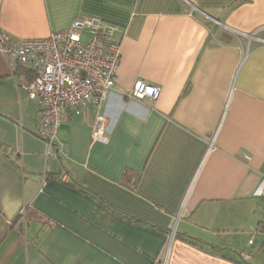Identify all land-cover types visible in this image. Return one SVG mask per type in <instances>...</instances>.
Instances as JSON below:
<instances>
[{"label": "crops", "instance_id": "obj_1", "mask_svg": "<svg viewBox=\"0 0 264 264\" xmlns=\"http://www.w3.org/2000/svg\"><path fill=\"white\" fill-rule=\"evenodd\" d=\"M89 16L118 26L108 130L63 115L51 167L140 222L38 178V105L0 57V264H264V0H0L17 39ZM27 204L51 224L10 228Z\"/></svg>", "mask_w": 264, "mask_h": 264}, {"label": "built area", "instance_id": "obj_2", "mask_svg": "<svg viewBox=\"0 0 264 264\" xmlns=\"http://www.w3.org/2000/svg\"><path fill=\"white\" fill-rule=\"evenodd\" d=\"M117 31L115 24L89 16L77 17L43 39H17L0 32V57L12 72L16 70L20 90L37 102L36 134L46 142V156L65 114L80 116L93 105L92 138L107 132L108 121L98 110L116 82ZM159 94L158 86L138 80L124 96L154 101Z\"/></svg>", "mask_w": 264, "mask_h": 264}, {"label": "trees", "instance_id": "obj_3", "mask_svg": "<svg viewBox=\"0 0 264 264\" xmlns=\"http://www.w3.org/2000/svg\"><path fill=\"white\" fill-rule=\"evenodd\" d=\"M38 138L42 139L41 137L37 136ZM58 147L56 143H54L53 148L51 149V155L55 156L58 153ZM125 175H127V172H125ZM67 177V178H66ZM43 181L44 183H50V182H57L60 183L70 189L76 190L80 192L81 194L85 195L91 200H94L98 205L103 207L104 209L110 211L112 214L124 219L125 221L131 223H138L140 222L138 218H135L133 216L128 215L127 213L119 210L118 208H115L113 205L108 203L106 200H104L101 197H98L96 193L88 189L86 186H83L79 183L76 182L71 176H69V173L67 172L66 169L62 167H50L49 168H44L43 171ZM137 182V180L135 181ZM135 182L133 183V187L135 185ZM37 221L40 223H49V219L46 218L45 216L39 214L38 212H34L32 209H30L29 205L27 204L24 208V211L22 214H19L17 218L11 223L10 228L14 227L19 231H23L25 228V224L27 221ZM152 229L157 230L158 232L161 233H168L165 229H162L160 227H155V226H150Z\"/></svg>", "mask_w": 264, "mask_h": 264}, {"label": "rangeland", "instance_id": "obj_4", "mask_svg": "<svg viewBox=\"0 0 264 264\" xmlns=\"http://www.w3.org/2000/svg\"><path fill=\"white\" fill-rule=\"evenodd\" d=\"M258 40H260L261 42L264 41L263 38L262 39L258 38ZM35 132H36V130H35ZM43 144H44V150H43V152L41 153V156H40V163L37 161L36 164H35L36 167L33 170V171H36V174L38 175L39 179L43 178L44 168H49L50 169L51 164H52L53 159H54L51 154L49 156L48 155L46 156L47 145H46V142H43Z\"/></svg>", "mask_w": 264, "mask_h": 264}]
</instances>
